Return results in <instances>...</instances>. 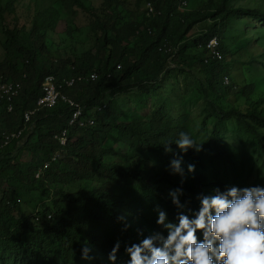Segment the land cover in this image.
<instances>
[{"label": "trees", "instance_id": "16d2710c", "mask_svg": "<svg viewBox=\"0 0 264 264\" xmlns=\"http://www.w3.org/2000/svg\"><path fill=\"white\" fill-rule=\"evenodd\" d=\"M71 1L79 8L85 7L83 0ZM16 2L8 0L0 7L1 22L5 14L15 15ZM135 2L138 7L143 3L146 6L140 19L119 0L103 2V12L95 17L94 28L101 30V46L108 55L103 66L95 71H90V64L82 59L49 60L50 49L45 43L46 30L53 26L49 17L40 23L34 18L28 32L18 25L2 28L7 37V56L0 60V84L19 82L21 90L10 100L0 93V120L6 124L0 127V264H82L85 247L93 264H130L126 248L156 234L167 238V230L157 224L160 211L166 213L167 222L172 224H178L181 214L195 219L201 197L230 188L224 180L205 171L200 151L188 149L182 153L177 148L175 142L181 133L195 141L184 119H175L160 108L148 120L124 121L116 116L110 103L103 101L115 87H120L121 92L138 87L149 93V81L158 80L170 59L189 70L198 63L205 71L209 88L221 91L225 59H212L206 44L217 37L226 58L228 50L222 38L234 19L240 14L258 18L264 14L235 9L227 6L225 0L209 4L203 11L182 14L178 13L181 9L176 0ZM149 3L154 5V13H149ZM49 16L54 18V14ZM205 22L210 25L193 40L202 55L189 56L185 38L195 26ZM18 53L22 55L21 66ZM50 73L77 79L74 86L64 85L61 92L83 107L84 118L95 120L93 127H70L73 109L63 101L53 108L37 106L43 93L42 83ZM205 92L209 97L210 90ZM209 104L215 113L216 109ZM36 108L27 121L26 111ZM223 117L236 119L239 128H244L264 152L259 131L264 128V108L246 113L231 109L223 112ZM65 130L68 140L63 145L59 138ZM113 130L118 134L114 140L126 145L129 152L122 155V160L106 162L105 157H116L104 148L113 138ZM18 133V137L7 140L8 135ZM212 142L218 157L230 156L214 135ZM169 143L172 151L166 152ZM88 147L99 148L100 156L87 154ZM176 158L181 159L183 175L174 174L170 167ZM186 165H194L197 171L189 173L183 169ZM71 177L95 181L101 186L71 194L58 190L56 194L61 199L54 202L53 209L33 216L25 213L21 198L37 191L46 192L49 183L64 185ZM165 186L181 191L178 199L182 207L172 203ZM196 236L198 242L203 241L202 231H197ZM117 243L116 259L110 261L109 254ZM156 246L162 247V243L156 241Z\"/></svg>", "mask_w": 264, "mask_h": 264}, {"label": "rangeland", "instance_id": "374dc122", "mask_svg": "<svg viewBox=\"0 0 264 264\" xmlns=\"http://www.w3.org/2000/svg\"><path fill=\"white\" fill-rule=\"evenodd\" d=\"M104 1L83 0L85 7L79 8L71 0H17L14 4L15 15L5 14L4 22L0 21V60L7 56V37L2 29L4 26H24V31L28 32L34 18L40 23L49 17L53 23L52 28L46 30L45 36V43L50 49L49 60L82 59L90 64V71L100 69L108 53L107 49L101 46V30L94 28V21L97 15L102 14ZM119 1L132 14H136L138 19L146 11L144 3L138 7L135 0ZM7 2L8 0H0V7H4ZM216 2L217 0H188L187 11L180 10L178 13L203 11L209 4ZM225 3L238 10H258L264 14V0H225ZM50 14H54V18H51ZM128 20L126 18L125 22ZM209 25L210 23L205 22L195 26L185 38L189 43V56L202 55L193 40L201 36ZM222 41L225 42L228 55L224 57L221 82L224 88L221 87V91L209 88L205 71L198 63L189 70L170 59L167 60L166 69L158 80L149 81V93L140 91L138 87L122 92L120 87H115L108 91L103 102L110 103L116 116L124 121L133 118L148 120L154 110L164 108L173 118L184 119L189 124V130L196 143L201 144L200 154L207 173L221 178L230 188H264V152L256 146L253 137H250L244 128H239L236 119L223 117V112L231 109L246 113L248 110L264 108V17L238 15ZM17 56L21 66L22 55L18 53ZM205 89L210 90L209 97ZM209 103L216 109L215 113L211 112ZM1 126L6 127V124L0 120ZM259 131L264 141V128L260 127ZM112 135L113 138L106 142L104 148L115 153L116 157H105L106 162L122 160V155L129 152L126 145L114 140L118 136L116 130H113ZM212 135L229 150V157L223 159L217 156ZM86 151L87 154L98 157L101 150L88 147ZM27 159L28 157L25 158ZM63 167L65 168V165ZM183 169L188 170V166ZM195 171L197 170L194 168L192 172ZM71 178L64 185L49 183L46 192L37 191L30 197L21 198L25 213L33 216L37 212L53 209L54 202L61 199V196L56 194L58 190L71 194L101 186L95 181ZM165 190L171 197L170 193L174 192L172 187L165 186ZM82 264L93 262L88 258L84 259Z\"/></svg>", "mask_w": 264, "mask_h": 264}, {"label": "clouds", "instance_id": "9594fccd", "mask_svg": "<svg viewBox=\"0 0 264 264\" xmlns=\"http://www.w3.org/2000/svg\"><path fill=\"white\" fill-rule=\"evenodd\" d=\"M171 144L165 147L166 152L172 151ZM175 144L182 153L201 150V144L186 133H181ZM170 167L174 174L183 175L181 159H173ZM192 171L194 165H189L188 172ZM181 194L179 189L170 193L178 208L182 207L178 199ZM178 221L167 222L166 213L160 211L157 224L167 230V238L156 234L126 248L130 264H264V188L217 190L200 198L195 219L181 214ZM197 231L203 233L202 242L197 241ZM156 241L162 247L156 246ZM118 249L119 243L109 254L110 261L116 259ZM88 252L85 247L83 259L89 258Z\"/></svg>", "mask_w": 264, "mask_h": 264}, {"label": "built area", "instance_id": "2783aa9c", "mask_svg": "<svg viewBox=\"0 0 264 264\" xmlns=\"http://www.w3.org/2000/svg\"><path fill=\"white\" fill-rule=\"evenodd\" d=\"M161 0H153V2H158ZM180 9H186L188 7V1L187 0H176ZM149 13H154V5L152 3H149L147 6ZM221 46L219 39L217 37H214L206 44V50L208 54L211 56L212 59H216L219 61L224 60V54L221 52ZM208 62V60H206ZM92 79L95 80L96 76L92 75ZM81 80V78H79ZM77 79H66L61 76H57L55 74H48L44 78L43 81V93L40 96V98L37 101V106L39 108H53L58 105L60 101L65 102L66 105H68L71 109H73V118L70 120L69 126L70 127H78V128H88L93 127L95 125V120L91 118H84L83 112L84 109L81 105H79L74 100L68 98L66 95L62 94V89L64 85H67L69 87H72L75 85ZM231 83V82H228ZM21 90V83L19 82H13V81H5L0 84V93L3 95H6L9 100L11 96L17 95L19 91ZM106 105H104L103 108H105ZM10 110L12 109L10 105ZM38 110L37 108L35 110H27L25 113V119L27 121L30 120L31 116L34 115V113ZM98 110H101V108H98ZM20 134H12L11 136H7V140H10L11 137L15 138L18 137ZM68 140V131L65 130L62 134V136L59 138V141L61 144L65 145ZM56 158V156H55ZM55 158L53 160H55ZM48 165H46L47 167ZM40 177V173L37 174V178Z\"/></svg>", "mask_w": 264, "mask_h": 264}, {"label": "crops", "instance_id": "0c3cea01", "mask_svg": "<svg viewBox=\"0 0 264 264\" xmlns=\"http://www.w3.org/2000/svg\"><path fill=\"white\" fill-rule=\"evenodd\" d=\"M51 74V73H50ZM53 74V73H52Z\"/></svg>", "mask_w": 264, "mask_h": 264}]
</instances>
